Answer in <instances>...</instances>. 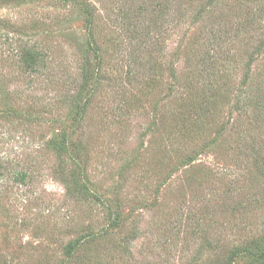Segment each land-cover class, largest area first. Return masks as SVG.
<instances>
[{"label":"rangeland","instance_id":"obj_1","mask_svg":"<svg viewBox=\"0 0 264 264\" xmlns=\"http://www.w3.org/2000/svg\"><path fill=\"white\" fill-rule=\"evenodd\" d=\"M262 97L264 0H0V264H264Z\"/></svg>","mask_w":264,"mask_h":264},{"label":"trees","instance_id":"obj_2","mask_svg":"<svg viewBox=\"0 0 264 264\" xmlns=\"http://www.w3.org/2000/svg\"><path fill=\"white\" fill-rule=\"evenodd\" d=\"M91 42V48H95L97 47V41L93 40L92 38H90ZM22 52H20L21 54L18 55V60L20 61L22 67H24L27 71L32 72H38L41 69L40 66V62L43 61V55L40 52H36L34 49L32 50H28L26 49V47L22 48L21 50ZM100 60V58H99ZM102 64V61L100 60V65ZM90 63L87 61L86 62V69H88L87 71L85 70V74H84V79L88 82L90 81V79H92V75H91V70H90ZM85 86V85H84ZM259 100V101H258ZM257 105H256V109L260 110V111H264V97L257 99ZM262 174H264V172H262ZM264 245V242L262 243ZM256 250H258L260 253L259 258L261 260H264V246H256Z\"/></svg>","mask_w":264,"mask_h":264}]
</instances>
